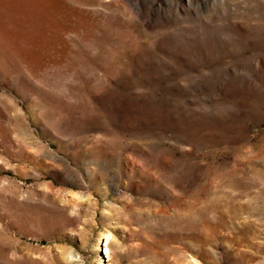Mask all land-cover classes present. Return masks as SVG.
<instances>
[{"label": "rangeland", "instance_id": "374dc122", "mask_svg": "<svg viewBox=\"0 0 264 264\" xmlns=\"http://www.w3.org/2000/svg\"><path fill=\"white\" fill-rule=\"evenodd\" d=\"M0 264H264V0H0Z\"/></svg>", "mask_w": 264, "mask_h": 264}, {"label": "bare ground", "instance_id": "6f19581e", "mask_svg": "<svg viewBox=\"0 0 264 264\" xmlns=\"http://www.w3.org/2000/svg\"><path fill=\"white\" fill-rule=\"evenodd\" d=\"M79 199V198H78ZM76 200V199H75ZM76 204V203H75Z\"/></svg>", "mask_w": 264, "mask_h": 264}]
</instances>
